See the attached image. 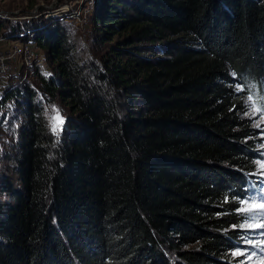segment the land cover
<instances>
[{"label": "trees", "instance_id": "trees-1", "mask_svg": "<svg viewBox=\"0 0 264 264\" xmlns=\"http://www.w3.org/2000/svg\"><path fill=\"white\" fill-rule=\"evenodd\" d=\"M93 21L106 41L132 35L106 74L90 68L98 83L61 28L0 18L3 37L31 31L24 39L48 52L43 94L75 116L57 141L32 88L0 101L28 116L18 181L0 202V264H230L260 157L244 115L264 87V3L106 0ZM147 40L159 45L153 58L135 48Z\"/></svg>", "mask_w": 264, "mask_h": 264}, {"label": "rangeland", "instance_id": "rangeland-1", "mask_svg": "<svg viewBox=\"0 0 264 264\" xmlns=\"http://www.w3.org/2000/svg\"><path fill=\"white\" fill-rule=\"evenodd\" d=\"M106 0H0V18L4 19L7 28L16 24L43 23L45 26L56 28L59 27L66 33L68 38L67 45L71 48L76 61H79L81 66L86 67L87 78H91V82L98 83L99 78L95 76L91 67L98 68L102 73L106 74L105 62L109 60H123L124 53L132 48L130 44L125 43L126 40L132 38V35L127 32H121L114 35L112 40L106 41L108 38L103 32L104 26L96 25L93 21L94 10L100 6V2ZM264 3V0H259ZM131 6V5H129ZM102 8V7H101ZM117 8V7H116ZM121 12L132 14L131 9L120 7ZM6 28V29H7ZM8 30V29H7ZM5 30V32L7 31ZM30 32L31 31H26ZM18 41H12L9 38L3 37L0 34V64L3 63L10 72L8 74H0V101L4 96L11 92L16 87L23 89L24 87L32 88L42 100L43 106L40 111L41 121L45 124V129L49 135L60 141L64 138L65 132L68 130V122L75 117L73 110L61 98H56L55 101H49L44 96L41 84V77H47L55 72L52 64L51 56L42 47L32 49L35 62L31 68H28L25 61V56H22L19 51L15 50ZM128 44V45H127ZM159 47L157 44L147 41L137 42L135 48L142 51L144 58H153L155 53L152 49ZM158 49V48H155ZM29 69V70H28ZM256 102L257 107L261 108V112L255 115H249L251 112V102L246 107L244 116L251 123L252 127L257 130V135L253 137L258 144L257 151H260L259 162H264V87L260 91H254L250 94ZM55 110H58L63 118V124L58 127L56 132L52 130V119L55 115ZM28 125V116L24 114L22 105L16 101L8 103H0V202L8 200L9 197L6 191L18 181L16 172L18 171V157L21 149L22 134L24 128ZM258 165L257 176L259 187L264 188V169ZM257 191H252L246 198L256 196ZM241 199V200H242ZM257 203L261 202L259 199ZM240 206L243 205L240 203ZM245 223H261L264 224V213L257 210L253 213H244ZM256 216L257 219H251ZM244 223V224H245ZM246 231L242 246L234 252H243L244 255L236 256L234 252L229 254L228 260L230 264H260L264 260V254L261 248H264V229H244ZM247 240L253 243L250 245ZM259 245V247H256ZM255 252L256 254L249 259V255ZM164 254L171 260L178 256L175 252L164 250Z\"/></svg>", "mask_w": 264, "mask_h": 264}, {"label": "snow or ice", "instance_id": "snow-or-ice-1", "mask_svg": "<svg viewBox=\"0 0 264 264\" xmlns=\"http://www.w3.org/2000/svg\"><path fill=\"white\" fill-rule=\"evenodd\" d=\"M247 90L251 91L252 89L255 88L254 85L251 86H245ZM264 98V97H262ZM247 99L251 102V112L249 115H255L256 113L261 112V108L257 107L256 102L253 100V97L250 95L247 97ZM52 119V130L53 132H56L58 130V127L63 124V118L60 116V113L58 110H55V115L51 117ZM264 119V117H262ZM259 166L261 169H264V162H259ZM264 183V181H262ZM257 199H259L261 202L257 203ZM240 203L243 205V207L239 208L238 211L242 213H253L256 212L257 210H260L261 213H264V188H260L256 194V196L249 197L247 199H242ZM251 219L256 220V216H252ZM243 229H254V228H261L264 229V224L261 223H245L240 226ZM248 244H252L253 242L251 240H247ZM256 247H259V245H256ZM262 254H264V248H261ZM256 253L252 252L249 255V259H251L252 256H254ZM233 255L236 256H242L244 255L243 252H234ZM260 264H264V260L260 261Z\"/></svg>", "mask_w": 264, "mask_h": 264}, {"label": "built area", "instance_id": "built-area-1", "mask_svg": "<svg viewBox=\"0 0 264 264\" xmlns=\"http://www.w3.org/2000/svg\"><path fill=\"white\" fill-rule=\"evenodd\" d=\"M29 35H30L29 32H25V33H23V35L20 36V38L18 40H12V41H18L19 42L16 45L15 50L19 51L20 54H22V56H25L26 65L28 66V68H31L33 63L35 62V58L33 57L35 55H34V52L32 51V49L35 48L36 46L37 47H39V46L36 44V42H30V41H27L26 39H24V38L28 37ZM2 62L3 63L0 64V74L1 75L2 74L3 75L8 74L10 72V68H8V66H6L4 64V61H2ZM29 65H31V67Z\"/></svg>", "mask_w": 264, "mask_h": 264}]
</instances>
